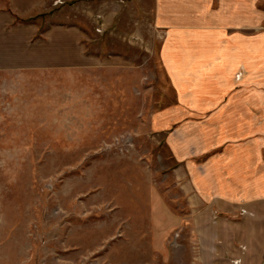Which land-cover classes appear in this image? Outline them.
Instances as JSON below:
<instances>
[{
	"label": "rangeland",
	"instance_id": "374dc122",
	"mask_svg": "<svg viewBox=\"0 0 264 264\" xmlns=\"http://www.w3.org/2000/svg\"><path fill=\"white\" fill-rule=\"evenodd\" d=\"M36 3L0 0V264H201L203 207L167 142L207 120L187 108L264 104V64L214 74L237 50L217 43L255 47L264 22L181 32L160 0Z\"/></svg>",
	"mask_w": 264,
	"mask_h": 264
},
{
	"label": "crops",
	"instance_id": "0c3cea01",
	"mask_svg": "<svg viewBox=\"0 0 264 264\" xmlns=\"http://www.w3.org/2000/svg\"><path fill=\"white\" fill-rule=\"evenodd\" d=\"M35 1L37 6L41 2ZM214 1L216 6L204 9L206 5L197 4L198 0H160L161 25L181 32H227L257 30L264 22V12L256 7L259 0H249L252 7L248 8L242 4L248 0ZM10 2L24 14L25 6L33 0ZM173 2L175 4L169 8ZM34 7L35 4L30 9ZM198 24L204 26L198 27ZM256 41L255 47L241 41L237 43L234 38L219 41L217 47L237 50L231 55L225 52L215 60L224 65L215 67V79L232 78L240 67L249 75L255 71V65L264 64V35L258 36ZM249 47L255 50L250 53ZM206 106L186 109L198 112L209 108L207 120H202V125L195 128L198 132H191L193 136L202 134L199 138L179 135L171 136L167 142L203 207V212L193 220L200 263L264 264V104ZM206 127L207 133L202 130Z\"/></svg>",
	"mask_w": 264,
	"mask_h": 264
}]
</instances>
